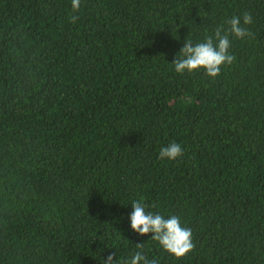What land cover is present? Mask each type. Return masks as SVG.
<instances>
[{
	"label": "trees",
	"instance_id": "16d2710c",
	"mask_svg": "<svg viewBox=\"0 0 264 264\" xmlns=\"http://www.w3.org/2000/svg\"><path fill=\"white\" fill-rule=\"evenodd\" d=\"M233 16L252 35H230L231 65L175 72L186 39ZM173 142L183 155L160 160ZM136 201L178 216L195 249L135 233ZM138 251L264 264V0H0V264Z\"/></svg>",
	"mask_w": 264,
	"mask_h": 264
},
{
	"label": "clouds",
	"instance_id": "9594fccd",
	"mask_svg": "<svg viewBox=\"0 0 264 264\" xmlns=\"http://www.w3.org/2000/svg\"><path fill=\"white\" fill-rule=\"evenodd\" d=\"M72 10L76 12L80 7V0H71ZM72 22L75 23L79 17L73 16ZM252 22L250 13L243 15V25H248ZM228 29L225 31L223 27L215 30L214 38L206 37L205 42L193 44L191 40L186 39L183 47L176 55L172 64L174 70L178 74L184 72L192 73L203 70L206 76L216 78L224 65H231L235 57L229 53L230 35H234L238 39L250 37L252 33L241 24V18L233 16L228 22ZM183 155L182 147L177 143H171L161 149L159 153L160 160L175 161ZM133 211L130 214L131 229L139 234L145 236L151 233V239L157 241L159 245L168 254L179 259L184 257L196 247L192 238V231L190 228L183 227L178 216L165 217L159 213L153 214L146 212L145 205L140 201L132 204ZM141 247L142 244H137ZM155 264V261H148L139 251L131 257L127 264ZM103 264H117L114 255L110 254Z\"/></svg>",
	"mask_w": 264,
	"mask_h": 264
}]
</instances>
